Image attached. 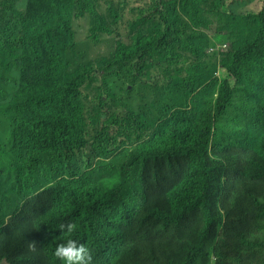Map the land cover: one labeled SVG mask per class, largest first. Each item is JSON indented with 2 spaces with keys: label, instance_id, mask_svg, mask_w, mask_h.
Segmentation results:
<instances>
[{
  "label": "trees",
  "instance_id": "obj_1",
  "mask_svg": "<svg viewBox=\"0 0 264 264\" xmlns=\"http://www.w3.org/2000/svg\"><path fill=\"white\" fill-rule=\"evenodd\" d=\"M64 3L65 0H0V52L23 46L30 56L28 66L15 65L22 80L8 106L0 109V115L12 123L10 153L20 165L16 174L18 194L33 195L39 190L30 197L27 208L18 211L16 205L14 229L9 230L0 217V252H8L12 258L41 255L46 248L69 238L60 232L61 223L78 224L97 213L110 212L119 214L116 232L128 228L131 217L143 215L144 239L151 252L139 259L140 264H148L160 246L175 238L191 242L178 264L194 260L203 264L233 263L231 246L235 238L223 232L228 211L237 202L244 205L229 229L232 234L240 232L246 213L260 210L264 216V129L253 128L245 114L221 115L201 103L195 110L187 106L193 103V95L206 77L216 70L225 71L235 87L245 86L241 85L245 78L235 76L228 62H237L241 53H257L264 63V30L259 28L263 20L250 41L225 55L221 67L183 62L190 65L192 77L181 79L173 66L164 65L163 77L172 85L185 111H172L152 124L139 121L135 125L136 138L148 128L149 136L135 145L129 157L114 158L100 135L90 145L83 130L80 88L95 69H80L71 78H61L66 62L54 45L52 32L61 30L68 38V46L73 47V32L64 19L68 18ZM262 3L264 8V0ZM180 6L190 13L194 27L202 25V20L195 17L194 0H181ZM28 9L52 14V23L35 31L38 22L47 17L39 14L32 26L20 34L19 22ZM87 10L93 19L90 38L98 41V33L108 28L91 3L73 17ZM159 18L166 28L164 44L171 29L161 12ZM3 31H13L15 39L2 38ZM155 46L156 37L144 36L137 40L134 54L141 47ZM120 55L115 49L108 69H118L111 65L118 63ZM10 57L11 52H7L4 62ZM5 69L11 66L5 65ZM257 85H264V65L245 90ZM126 127L130 129L129 124ZM208 144L222 148L223 163L206 164L199 149ZM222 177L227 180L230 196L227 205L217 207L211 190L222 188ZM28 241L37 242V251L27 250Z\"/></svg>",
  "mask_w": 264,
  "mask_h": 264
},
{
  "label": "rangeland",
  "instance_id": "obj_2",
  "mask_svg": "<svg viewBox=\"0 0 264 264\" xmlns=\"http://www.w3.org/2000/svg\"><path fill=\"white\" fill-rule=\"evenodd\" d=\"M197 9L195 17L202 25L194 27L190 13L171 0H92L91 4L99 13L107 29L98 33V41L90 38L89 28L93 24L89 11L81 15L64 18L73 32V47L68 46V38L61 30L52 32L55 47L66 62L61 78L68 79L80 69L94 68V72L81 86L84 104L83 128L91 145L96 136L108 145L110 157L127 155V150L146 139L151 129H144L136 138V124L146 121L152 124L158 118L171 113L172 88L165 75L164 65L188 62L193 66L216 64L235 48H241L255 34L259 18L240 15L239 11L263 8L262 0H194ZM161 12L167 19L171 33L165 44L162 37L165 24L159 18ZM39 14H32L33 20ZM43 22H38L35 31H40L46 23H52V14H46ZM156 37L153 48L141 47L134 54L137 40L143 36ZM115 49L121 52L118 63L108 69ZM11 57L5 61V54ZM46 53L43 52V60ZM30 56L23 47L8 48L0 52V109L8 106L22 80L21 72L15 65L28 66ZM165 60L168 62L164 63ZM229 61V60H228ZM227 61V62H228ZM11 69H5V65ZM11 121L0 115V217L4 218L9 230L15 228L14 210L27 208L30 197L18 194L16 174L20 172L19 162L10 153L12 138ZM130 125V129L126 125ZM222 148L208 144L199 149L208 166L223 163ZM222 188L212 189L211 194L217 207L227 205L230 191L226 178L221 179ZM244 205L237 202L230 208L224 219L223 232L233 237L231 229L243 212ZM229 228H228V227ZM178 239L167 241L174 244ZM187 264H203L199 260Z\"/></svg>",
  "mask_w": 264,
  "mask_h": 264
},
{
  "label": "clouds",
  "instance_id": "obj_3",
  "mask_svg": "<svg viewBox=\"0 0 264 264\" xmlns=\"http://www.w3.org/2000/svg\"><path fill=\"white\" fill-rule=\"evenodd\" d=\"M92 0H65L64 11L69 16ZM179 8L181 0H171ZM32 14L46 15L42 10L28 9L19 22V32L22 34L33 24ZM1 37L7 41L14 40L13 31H3ZM264 63L261 61L259 71ZM181 79L192 77L189 64L169 63ZM242 77L249 80L255 78L253 71ZM168 81V80H167ZM169 82V81H168ZM245 86L235 87L225 71L216 70L207 76L201 88L195 91L193 103L188 108L195 110L198 103L208 105L215 112L225 115L228 113L245 114L253 128L264 129V85H257L245 90ZM175 103L170 110L183 113L185 107L172 90ZM132 149L127 150L129 157ZM122 161V160H121ZM150 171L153 164L150 161ZM151 175V173H150ZM145 180V178H142ZM119 214L100 212L90 220L61 223V233H66L68 239L48 247L41 255H25L12 258L8 252H0V264H140L139 259L149 254L150 248L144 239L143 215H135L129 219L128 228L116 232L115 219ZM73 234V239L70 238ZM235 238L231 250L235 261L229 264H264V216L260 210H253L242 217L241 230L233 234ZM37 242L28 241L27 250L37 251ZM191 247V242L177 241L174 244H163L151 256L148 264H178L182 254Z\"/></svg>",
  "mask_w": 264,
  "mask_h": 264
},
{
  "label": "crops",
  "instance_id": "obj_4",
  "mask_svg": "<svg viewBox=\"0 0 264 264\" xmlns=\"http://www.w3.org/2000/svg\"><path fill=\"white\" fill-rule=\"evenodd\" d=\"M262 20H263V23H261L260 26H264V18H262ZM166 42H167V40H166ZM261 61H262V59L259 56V54H257V53H241L237 62H228V65L233 70V73L235 76L243 75L249 71H253L254 74L256 76H258L259 66H260ZM166 62H168V60L164 61V63H166ZM110 70H114V69H110ZM248 81H249V78L245 77V79L241 83V85H246L248 83ZM168 98L170 100L174 99L173 96H168Z\"/></svg>",
  "mask_w": 264,
  "mask_h": 264
},
{
  "label": "bare ground",
  "instance_id": "obj_5",
  "mask_svg": "<svg viewBox=\"0 0 264 264\" xmlns=\"http://www.w3.org/2000/svg\"><path fill=\"white\" fill-rule=\"evenodd\" d=\"M239 14L244 16V15H249L252 18H259L262 19L264 18V8H251L249 10H241L239 11ZM261 30H264V26H259Z\"/></svg>",
  "mask_w": 264,
  "mask_h": 264
}]
</instances>
